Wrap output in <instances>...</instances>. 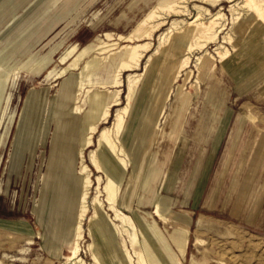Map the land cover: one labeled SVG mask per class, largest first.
I'll use <instances>...</instances> for the list:
<instances>
[{"label":"rangeland","instance_id":"374dc122","mask_svg":"<svg viewBox=\"0 0 264 264\" xmlns=\"http://www.w3.org/2000/svg\"><path fill=\"white\" fill-rule=\"evenodd\" d=\"M173 1H184L185 6L182 7H187L188 12L184 16H169L167 24L155 33L153 46L145 54L139 69L123 74L120 89L113 88L112 93L103 92L93 99L88 98L83 114H72L71 99L63 102L61 97L68 90L69 78L54 79L64 68L53 72L62 54L73 47H77V52L89 48L93 54L106 33L113 34L115 38L128 35L151 7ZM207 1L0 0L1 264L67 263L81 179L76 158L69 159L71 170H67L68 151L54 154V138L59 141L65 139L75 150L79 148L83 128L95 119L94 106L102 100L110 103V97L120 93L121 106L112 109L111 120L100 128L111 127L119 109L126 105L130 79L144 71L162 34L178 25L179 31L172 37L174 41L189 29L187 25L196 19L197 14L201 13L203 19L209 20L220 10L228 18L226 30L208 45L202 39L204 41H200L186 69H179L180 54L164 55L169 45L158 56L166 58L162 65L166 80L163 90L171 89L173 96L166 104V117L160 122L162 131L152 128L142 164L128 173L119 207L135 224L140 217L147 218L152 227L156 224L161 234L160 243L165 246L169 241L171 246L167 249L172 250L176 260L180 259L183 264H218L220 260L231 264H264L263 165L253 171L255 182L250 195L242 202L238 199L242 181L264 136V91L256 79L253 84L240 86L233 75L222 71L220 64L212 79L206 82L207 74H202V65H198V57L209 55L208 52L220 60L215 49L223 44L232 26L233 17L229 10L245 0L234 3ZM261 36H264V26L260 22H241L231 32V41L225 44L229 53L227 59L249 51L251 45H260ZM123 53L125 50L116 55L113 65L112 60H101L104 66L95 72V83H108L113 79ZM43 57L51 58L45 70H28ZM217 60L211 62L217 64ZM9 75L12 77L6 81ZM179 88L178 101L189 97L194 105L189 110L192 115L186 131L184 133L183 130L177 140L178 133H172L178 122L176 95ZM187 114L184 113L178 124L180 129L184 127L182 123ZM248 114L255 116L258 122H251ZM239 116H244V119L239 121ZM214 117H219L222 123L215 122ZM241 134V142L246 144L243 154L240 151L229 153L234 150L230 147L232 136L240 138ZM91 150L86 151L87 159ZM54 157L60 160V164L58 170L50 175V162ZM72 162H75L74 166ZM95 194L93 189L91 210ZM157 205L166 213L169 224L153 215ZM202 216L204 218L198 219ZM88 222L89 219L84 224L86 238L81 257L87 264H94L88 251L92 243ZM153 228L152 231L155 230ZM184 228L190 232L185 258L171 242L175 231ZM132 234L142 244L146 238L148 243L155 242L154 237L149 234L143 236L140 230L132 231ZM104 252L105 249L101 250L100 255Z\"/></svg>","mask_w":264,"mask_h":264},{"label":"bare ground","instance_id":"6f19581e","mask_svg":"<svg viewBox=\"0 0 264 264\" xmlns=\"http://www.w3.org/2000/svg\"><path fill=\"white\" fill-rule=\"evenodd\" d=\"M225 1L234 3L238 0ZM182 5H184V1L154 5L128 35H118L115 38L113 34L106 33L105 38L93 54H90L89 48L78 52L77 47L66 50L53 72L64 67L54 79L58 81L69 78L67 81L68 90L61 97L63 102L66 99H71L73 104L71 113L81 115L85 111L84 106L88 98L93 99L96 94L103 92L112 93L111 89L113 88L120 89L123 86V74L139 69L145 54L153 46L152 40L155 33L167 24L169 16L171 14L176 16L187 14V7L184 5L183 8ZM229 11L233 17L232 26L224 38L223 44L215 49L220 60H217L216 56L210 52H208L209 55L198 57V65H202V74H209L215 70L217 64L212 63L211 60H217L218 63L224 62L228 58L229 53L225 44L231 41L229 37L231 32L233 33L241 22L252 20L253 24L260 22L264 26V0H245L233 5ZM227 25L228 18L222 10L209 20L203 19L199 13L196 19L187 25L189 29L174 41L172 37L177 30L179 31V26L173 25L160 37L159 44L157 43L158 46L149 56L144 71L130 79L126 105L119 109L111 127L100 128L101 125L109 122L112 117V109L121 106L120 93L111 96L110 103L102 100L100 104L94 106L95 119L85 129L83 128V140L78 145L79 148L77 147L75 150L73 145H68L65 139L59 141L54 138V154H57L58 151L63 154L68 151L67 170H71L69 159L76 158V166L79 167L78 175L81 179L73 241L69 248L66 264H87L81 257V251L86 238L84 224L88 219V230L92 238L88 251L91 253L94 264H183L180 259L176 260L172 250L170 252L167 249L171 246L169 241L168 244L165 243V246L160 243L161 234L156 228V224L153 226L155 230L152 231L154 228L145 217H140L136 224L131 222L120 209L119 199L130 169L136 170L144 160L152 128L156 127L158 132L162 131L160 122L162 118L166 117V104L171 101L173 96L171 89L165 92L163 90L166 86L165 74L162 73V65L166 59L164 55L167 53L180 54L179 69H186L191 63V55L199 48L200 41L205 39L207 45L210 42H215L219 35L226 30ZM143 28L145 31L142 32ZM143 40H147V42L142 43ZM167 45H169V50L167 49L162 57H158ZM123 50L125 53L121 55L122 60L116 68L113 79L108 83H95V72L104 66L101 60L105 62L112 60L111 65H113L117 59L116 55L122 53ZM50 63L51 58L43 57L31 65L28 70L40 72L45 70ZM76 72H80V74H76ZM180 72L182 73V71ZM9 77L12 75H9L5 80L7 81ZM177 90L178 122L174 127L173 135L178 133V124L184 113L187 114L186 112L191 107L189 97L178 101L180 88ZM133 106H136L134 112L132 111ZM249 118L253 123L258 122L252 114H249ZM89 149L92 150L87 159L86 151ZM59 164L60 160L54 157V160L50 162V175L58 170ZM72 165L74 166L75 162H72ZM93 189L96 194L92 200L93 210H91L90 199ZM156 207L157 210L153 215L165 224H169V219L161 206L157 205ZM138 230L143 236L149 234L154 237L155 242L148 243L146 238L145 243L142 244L141 240L132 234V231L138 232ZM189 236L188 228H184L175 231L171 238L172 244H176L178 252L183 258L187 252ZM104 249V254L100 255V251ZM218 264L231 263L220 260Z\"/></svg>","mask_w":264,"mask_h":264},{"label":"crops","instance_id":"0c3cea01","mask_svg":"<svg viewBox=\"0 0 264 264\" xmlns=\"http://www.w3.org/2000/svg\"><path fill=\"white\" fill-rule=\"evenodd\" d=\"M260 45H251V49L249 51H242L238 56H232L231 58L227 59L224 62H218L216 65L215 70L212 73L207 74V78H206V82H209L213 75L215 74V72L217 71V69L219 68V64L220 67L222 69V71H224L225 73H230L231 75H233L237 80L239 85L241 86H246L249 84H253L256 80H259L258 82V86H260L261 90L264 91V36H261V40L259 41ZM250 69L252 71V73H250ZM212 86V85H211ZM210 86V92L211 87ZM257 86V85H256ZM194 103L191 102V107L188 109V112L190 109H192ZM188 116L185 117V120L183 121V129L180 126L178 127V134H177V140L179 138V136L186 131V125L189 122V118L192 114H190V112L187 114ZM247 117L249 118V114L247 115ZM230 119V118H228ZM244 119V116H239V121H242ZM250 119V118H249ZM213 120L215 122H220L222 123V120H220L219 117H214ZM251 121V119H250ZM252 122V121H251ZM221 127V126H220ZM222 129V127H221ZM217 131V130H216ZM220 131V129H218L217 133ZM252 131V130H250ZM223 132V131H222ZM226 133V130L223 132ZM251 133V132H250ZM247 136V135H246ZM262 136V135H261ZM234 138L231 141L230 147H232L234 150H230L229 153L233 154L234 152L240 151V153L243 154L244 152V148H246V144L241 142V138L243 137V135L239 136H232ZM239 138V142H237V139ZM234 141V142H233ZM241 144V145H240ZM216 153V150L215 152ZM264 136L261 138L258 150L255 153V156L253 157V160L251 162V165L249 167V172L246 174V176L244 177L241 187L239 189V201L242 202L243 199L247 198L254 186V182H255V176L253 171H255L260 164L264 166ZM241 167V166H240ZM238 169H240L238 167ZM242 169V168H241ZM264 169V167H263ZM179 182L182 181L183 179V175L181 177L178 178ZM180 204H182V202H179ZM204 218L199 217L198 219ZM189 226V225H187ZM256 245V244H255Z\"/></svg>","mask_w":264,"mask_h":264}]
</instances>
